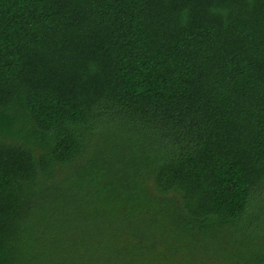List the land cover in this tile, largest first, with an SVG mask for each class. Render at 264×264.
<instances>
[{
  "label": "trees",
  "instance_id": "trees-1",
  "mask_svg": "<svg viewBox=\"0 0 264 264\" xmlns=\"http://www.w3.org/2000/svg\"><path fill=\"white\" fill-rule=\"evenodd\" d=\"M0 264H264V0H0Z\"/></svg>",
  "mask_w": 264,
  "mask_h": 264
}]
</instances>
